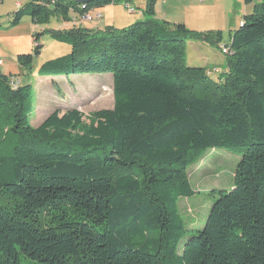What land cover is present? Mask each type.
<instances>
[{
    "label": "trees",
    "instance_id": "obj_1",
    "mask_svg": "<svg viewBox=\"0 0 264 264\" xmlns=\"http://www.w3.org/2000/svg\"><path fill=\"white\" fill-rule=\"evenodd\" d=\"M112 1L28 0L11 22L70 23V11ZM244 1L252 11L220 45L217 80L185 53L190 38L219 45L221 30L157 20L156 0L126 27L70 23V52L38 72L111 73L113 105L88 122L70 108L30 125L31 87L0 71L13 136L0 152V264H20L19 253L42 264H264V0ZM41 47L17 61L29 66ZM208 147L240 154L233 184L178 254L177 199L192 193L186 168Z\"/></svg>",
    "mask_w": 264,
    "mask_h": 264
},
{
    "label": "rangeland",
    "instance_id": "obj_2",
    "mask_svg": "<svg viewBox=\"0 0 264 264\" xmlns=\"http://www.w3.org/2000/svg\"><path fill=\"white\" fill-rule=\"evenodd\" d=\"M28 0H0V71L8 76V80L19 81L31 87L27 119L30 125L36 126L53 111L65 112L75 108L84 122L90 120L91 114L100 109H109L113 105L111 73H75L68 76H43L39 74L40 66L50 59L67 55L71 46L64 39L70 28L66 20L50 18L49 22L35 24L29 15L21 17L17 24L11 22L13 13L18 9L16 3L23 5ZM147 0H132L146 4ZM174 2V3H173ZM244 8V0H239ZM240 5V6H241ZM170 6L175 22H183L194 31L220 29L222 42L219 45L205 43V51L212 53V63L205 65L207 74L218 79L225 67V53L220 45L227 42L229 28L237 27L242 19L243 11L239 5L234 6L227 0H156L154 11ZM141 9V8H140ZM100 17L82 23L86 28H104L110 25L115 28L128 26L142 18L135 19L134 14L126 11L121 2L103 6L99 10ZM132 21V22H131ZM92 29V28H91ZM39 33L36 42L33 35ZM187 41L197 42L195 38ZM36 44L41 50L34 55L29 66L17 61L18 54L32 53ZM187 43V42H186ZM194 45L187 44L190 49ZM204 51V53H206ZM186 54V53H185ZM186 58V55H185ZM187 63V62H186ZM6 106L0 107V152H5L13 142L10 133ZM240 154L224 147H208L201 150L186 168L192 193L177 199V213L182 221V236L177 243L176 251L181 254L185 241L202 229L212 203L218 197L219 190H229L233 184V176ZM20 264H42L22 253L18 254Z\"/></svg>",
    "mask_w": 264,
    "mask_h": 264
},
{
    "label": "crops",
    "instance_id": "obj_3",
    "mask_svg": "<svg viewBox=\"0 0 264 264\" xmlns=\"http://www.w3.org/2000/svg\"><path fill=\"white\" fill-rule=\"evenodd\" d=\"M160 1L164 2L165 0H160ZM227 1L230 2L233 6L235 4H238L239 5L238 10L239 11H243L242 16L245 13L251 12L252 8H253V4H254V2L247 4L244 1V5L245 6L242 9V5H241V3H239V0H227ZM130 3L132 4V0L130 1ZM136 4H137L136 6H139L138 8L137 7L136 8L141 10L142 13L134 14L135 19L142 18V16H144V13H143L144 11L143 10H144L145 4H143V3H136ZM171 8H170V6H167L165 9L163 8L161 10L160 9L157 10L156 13L154 14L155 19H157V20H166V21H169V22H175L174 20H175L176 17H174V15L172 14ZM145 18H142V20L145 19ZM104 26H110V25L106 24ZM91 28H93V27H91ZM233 28H235V27H233ZM233 28L231 27L229 29H233ZM97 29H102V28L98 27ZM216 29H218V28H216ZM205 43L206 42H204V41H197V42L187 41L186 45L190 44V45H194L195 46V47H192L190 49L186 48V62H187L188 65H191V66H205V65H208V64L212 63L211 57L213 55H212L211 52L205 51V49H207L206 48L207 46H205ZM204 51L206 53H204ZM225 70H226V62H225V67H224V69L222 71L224 72Z\"/></svg>",
    "mask_w": 264,
    "mask_h": 264
},
{
    "label": "built area",
    "instance_id": "obj_4",
    "mask_svg": "<svg viewBox=\"0 0 264 264\" xmlns=\"http://www.w3.org/2000/svg\"><path fill=\"white\" fill-rule=\"evenodd\" d=\"M129 1H131V0H129ZM197 1H201V0H197ZM122 2H124V4H126V6H132L130 3H125V1H122ZM128 10H129V13H133V12H131L132 9L130 7L128 8ZM96 12L97 11H91V10L90 11L85 10V11H82L81 13L70 11V13H69L70 23L71 24H77V23H86V22L93 21L95 18H99L101 16V15L99 16L100 13L97 14ZM222 51L226 52L227 50H226V48H223ZM19 84H20V82L15 81L14 79L9 81V85L12 88H16Z\"/></svg>",
    "mask_w": 264,
    "mask_h": 264
},
{
    "label": "bare ground",
    "instance_id": "obj_5",
    "mask_svg": "<svg viewBox=\"0 0 264 264\" xmlns=\"http://www.w3.org/2000/svg\"><path fill=\"white\" fill-rule=\"evenodd\" d=\"M75 1V0H74ZM114 1V0H113ZM112 1V2H113ZM122 1H125V3H130V1L129 0H118V2H121L122 3V5L124 6V8L126 9V11L129 13V10H128V8L130 7L131 9H132V11L131 12H133V13H130V14H136V13H142V11L141 10H139V9H137L134 5H132L131 3V5L132 6H126V4H124V2H122ZM197 1V0H196ZM202 1V0H201ZM201 1H199V2H201ZM16 5L17 6H19V3H16ZM99 10V9H98ZM98 10H91V11H97L96 13L97 14H99V11ZM99 16H100V14H99ZM77 24H82V23H77ZM223 49V48H222ZM221 49V50H222ZM225 53V52H224Z\"/></svg>",
    "mask_w": 264,
    "mask_h": 264
},
{
    "label": "water",
    "instance_id": "obj_6",
    "mask_svg": "<svg viewBox=\"0 0 264 264\" xmlns=\"http://www.w3.org/2000/svg\"><path fill=\"white\" fill-rule=\"evenodd\" d=\"M75 1L78 2V3H84V2H88L90 0H75Z\"/></svg>",
    "mask_w": 264,
    "mask_h": 264
}]
</instances>
